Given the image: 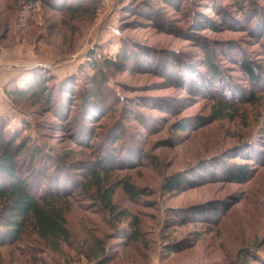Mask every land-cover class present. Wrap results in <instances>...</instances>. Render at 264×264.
Instances as JSON below:
<instances>
[{"label":"rangeland","instance_id":"374dc122","mask_svg":"<svg viewBox=\"0 0 264 264\" xmlns=\"http://www.w3.org/2000/svg\"><path fill=\"white\" fill-rule=\"evenodd\" d=\"M48 1L0 0V93L38 82L57 96L49 105L58 114L6 95L0 114L20 131L26 123L23 135L44 154L63 156L61 170L47 173L73 184L71 238L53 251L26 234L0 247V264H264V0ZM148 8L161 23L151 22ZM123 45L140 51L139 67L102 66ZM97 69L107 104L85 113L81 93ZM222 100L233 108L211 120ZM104 151L115 161L100 188L111 187V201L138 221L137 240L94 186L81 187V167L72 165ZM226 161L229 169L248 165L250 178L204 177ZM176 172L191 186L163 190ZM208 203L220 214L216 224L186 217Z\"/></svg>","mask_w":264,"mask_h":264},{"label":"trees","instance_id":"16d2710c","mask_svg":"<svg viewBox=\"0 0 264 264\" xmlns=\"http://www.w3.org/2000/svg\"><path fill=\"white\" fill-rule=\"evenodd\" d=\"M28 1L49 3L48 0ZM90 5L85 4L80 12L83 14L89 13V9L85 7ZM68 11L75 13L79 10L72 8ZM143 11L148 12L151 22L163 20L160 13H153L149 8L143 9ZM161 21L159 22L161 23ZM140 55V51L134 54L132 48L123 45L114 53L113 58L103 59L102 66L107 70H117L122 66L133 65L138 68L140 65L138 56ZM210 62H207V64H210ZM240 66L250 78H258L256 77L257 73L255 69L251 67L248 61L242 60ZM97 72L98 79H90L86 92L81 93L85 113L89 104L94 105L95 109H102L107 104L106 101L102 103L103 95H98L100 85H102L100 82L102 79L99 77H102L103 74L99 69H97ZM62 88L65 90L66 85H63ZM3 92L13 102L25 101L29 104L32 102L40 108H44V106L50 108L49 102L56 96L48 93L45 86L38 82L32 85L29 84L24 91L16 90L12 92L5 87ZM62 99L64 98H61L57 102H61ZM93 101L94 103H91ZM232 108L227 101L222 100L221 104H218L212 110L211 120L225 118L227 116L226 111ZM52 110L50 108V112ZM53 113L58 114V109H54ZM67 125L63 124V126ZM22 126L25 127L23 129L20 127L21 131L18 130L16 125L10 123L9 118L0 114V247L12 246L18 243L24 235L32 233L44 246L50 250L59 251L61 245L68 242L71 238L65 214L68 208L66 199L72 194L74 187L71 181L56 180L55 173L50 175L47 173L48 169L53 167V165L57 168L55 172L61 170L64 165L61 162L64 159L63 156L58 157L55 155V158H53L44 154L42 148L32 143L28 137L23 135V131L27 128L26 123ZM177 129L184 130L185 127L179 125ZM108 154L107 151H104L91 164L77 161L72 163V165L81 167L76 169L78 171L76 174H80L83 178L80 181L81 187H85L87 190L89 185L94 186V197L99 199V202L104 205L113 219H126L130 228V238L137 240L139 238L138 221L131 217L130 213L125 209H118L111 201L113 192L111 187L100 188V184L104 180L103 178L108 173L107 169L115 161L114 156ZM51 161L53 162L51 163ZM228 163V161L224 164H219V162L213 163L212 167L214 169L216 166L219 168L215 171L211 167L210 171L204 174V177L207 178L208 176V178L214 179L216 175L220 176L219 173H222L227 178L239 183L246 182L250 178L252 169L248 165L244 163L235 165L229 169L223 166L233 165ZM183 174V172H176L164 178L163 190H180L187 185L191 186L189 183L190 179ZM130 188L131 185H124L126 192H129ZM203 207H205L206 212L201 211L200 208L203 209ZM203 207L198 208L200 210L191 211L186 214V217L192 218L194 221L208 220L206 222L216 224V219L218 220L220 214L216 212L218 209L215 204L208 203ZM180 248L181 246L178 244L173 247V250L177 252Z\"/></svg>","mask_w":264,"mask_h":264},{"label":"crops","instance_id":"0c3cea01","mask_svg":"<svg viewBox=\"0 0 264 264\" xmlns=\"http://www.w3.org/2000/svg\"><path fill=\"white\" fill-rule=\"evenodd\" d=\"M4 88H5V87L2 88V93H0V97H1L2 95H4V92H3V91H4Z\"/></svg>","mask_w":264,"mask_h":264}]
</instances>
